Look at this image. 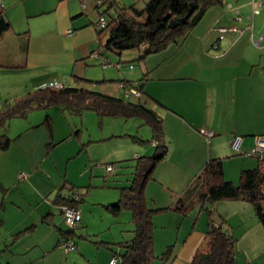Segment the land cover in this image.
Instances as JSON below:
<instances>
[{"label":"crops","instance_id":"1","mask_svg":"<svg viewBox=\"0 0 264 264\" xmlns=\"http://www.w3.org/2000/svg\"><path fill=\"white\" fill-rule=\"evenodd\" d=\"M0 1L11 23L0 37V100L2 93L11 96L14 89L64 85L72 78L77 83L95 80L87 66L114 59L104 48L108 36L104 38L96 27L95 12L100 10L89 8L94 0ZM221 27L234 30L220 32ZM171 45L177 46L142 60L136 50L118 55L119 62H137L128 79L117 70L97 78L111 83L98 92L123 99L127 98L117 82L144 79L145 96L140 101L162 119L167 154L144 191L146 206L157 211L152 218L154 260L174 246L171 264H191L205 249L212 226L222 223L238 239V264H264V225L250 203L226 200L196 203L186 214L173 210L210 160L221 159L224 180L236 185L242 171L258 163L236 153L232 142L241 136L245 152L264 137V0H223L184 40ZM32 112L14 118L21 122L10 121L5 134L10 145L0 147V264H110L115 254L124 252L122 243L135 237L136 225L130 210L115 214L108 206L120 200L122 188L131 186L138 161L156 150L148 155V148L134 146L146 140L132 135L133 127L63 143L66 136L57 134L49 110L43 119L33 118ZM139 117L149 125L145 116ZM76 129L79 136L81 127ZM123 132L134 144L114 146L113 139L123 137ZM50 146L54 149L47 151ZM128 147L132 159L123 154L122 148ZM101 162L113 164L114 171L106 173L97 166ZM23 172L25 178L20 177ZM93 188L100 190L91 199ZM73 192L83 195L82 223L73 239L75 248L66 252L59 242L68 226L56 200ZM158 250L163 251L157 255Z\"/></svg>","mask_w":264,"mask_h":264},{"label":"trees","instance_id":"2","mask_svg":"<svg viewBox=\"0 0 264 264\" xmlns=\"http://www.w3.org/2000/svg\"><path fill=\"white\" fill-rule=\"evenodd\" d=\"M222 1L148 0L143 9H138L135 5L126 7L118 0H101L102 3H97L96 8L100 10L103 6L107 7L104 12L107 9H113L115 16L108 20L105 29L97 28V30L99 34L109 31L104 48L118 55L146 46V56L143 55L139 59L142 60L148 55L165 50L173 43H180L198 25L207 11L221 4ZM100 16H105V14L99 11ZM10 29L11 23L4 4L0 1V37ZM105 63L106 60L102 65ZM136 63L125 61L118 62L116 65L122 68L130 65L137 67ZM143 81L144 79L135 84L131 81L117 83L122 82L127 87L138 88L144 95ZM142 98L136 101L131 98H115L78 86L66 87L64 85L61 90L45 86L29 92L27 95L5 101L0 107V128L4 127L5 129V132L0 135L1 149H7L10 145L11 140L5 135L8 123L14 118H25L35 110L48 111L54 106H59L63 112L68 110L75 115H81L84 111H94L100 116L146 117L152 129V138L158 143L156 151L154 155L143 157L138 161L131 186L122 188L120 200L108 206L115 214L125 209L130 210L136 225L135 237L129 242L122 243L124 252L119 255L120 264H153L155 259L152 218L157 211L150 210L146 206L144 191L148 181L153 177L157 165L165 158L167 147L163 143L164 132L161 117L141 103ZM50 120L47 115L45 121L51 126ZM195 183L197 185H194ZM198 186L202 188L200 191H196ZM65 187L66 185H63L62 189ZM76 193L78 192H73L68 197L61 195L56 202L63 207L79 208V204L83 201V195L78 193L81 199L76 202L73 199ZM226 200H241L250 203L257 218L264 225V160H258V166L255 168L243 170L238 185L224 180L221 159L210 160L201 175L176 202L173 210L186 214L196 203L205 206L207 203ZM78 228L72 230L68 227L67 231L61 233L60 248H62L63 240H73L78 236L76 233ZM237 241V237L229 226L226 227L222 223L213 225L207 233L205 249L196 253L191 264H238ZM157 258L161 260L162 264H171L175 258L174 246H168L166 251Z\"/></svg>","mask_w":264,"mask_h":264},{"label":"rangeland","instance_id":"3","mask_svg":"<svg viewBox=\"0 0 264 264\" xmlns=\"http://www.w3.org/2000/svg\"><path fill=\"white\" fill-rule=\"evenodd\" d=\"M120 1H121V4L125 5L126 7H130L131 5H135V7H137L138 9H143L146 6V3L148 2L147 0H120ZM96 4H97V0H94V3L92 5H90L89 8L96 6ZM106 8L107 7L103 6L100 8V11L105 14L107 20H110L111 17L115 16V12L113 9H107V11L104 12ZM85 9L86 8H84V10ZM93 10L97 11V9L96 10L93 9ZM95 14H96V22H98L99 21V13L95 12ZM101 34L104 36V38H106L109 34V31L108 30L103 31ZM170 46H177V45H170ZM135 50L137 51V54H143L146 56V46H142L141 48L135 49ZM125 52H130V51H125ZM131 52L132 53H129V54H134L133 53L134 51H131ZM106 54H109L110 56L114 57V59L116 58L115 59L116 61L114 59H109L108 60L109 65L106 67H104L103 65H100V64L87 66V68L89 70H93L92 75L95 78V80L80 81L77 83L75 81V79L72 78L69 83L66 82V84L64 83V85L66 87H75V86H70V85L71 84H77V86H79V87H80V85H82V87H86L88 89L95 90V91H106V90H102L101 87L104 86L105 84H111V83H104L102 80L100 81L98 79H100L99 77H103L104 74L107 75L108 72H111L112 70H117L118 72L115 71L117 75L120 76L123 74V76L128 79L127 74H128V72H130V69H128V67H123L121 69H118L116 67V64L120 60V57L118 56V54L114 55L113 53L108 52V51L106 52ZM93 61L94 60H92V62ZM1 91H4V90H1ZM33 91H34L33 89L32 90L23 89L22 91L20 90V92H19V90L14 89L13 92H10V93H12V94H10L11 96H4L2 93V98L0 100L2 102H0V107L2 106V104L5 101L13 100L16 97H21V96L27 95L29 92H33ZM143 96H145V95H143ZM131 100L136 101L137 99H135L134 97H131ZM49 112H50L51 116L54 118L55 124L57 125V134L66 136V139L63 141V143H70L71 141H78V138L80 139V137L82 135H84L85 140H89L91 133L96 135V134H102L104 130L105 131L106 130L118 131L119 129H123V128H124L123 131L126 132V129L128 127H133V129L130 131V133L132 135L141 136L144 140H146L144 142V144L141 145L140 143H136V145H135L133 142H131L132 140L129 137L124 136L125 132H123V137H120V136L116 137L115 136V138L113 139L114 144H115L114 146H122V147L126 146L127 147L130 145L129 142H131L132 144H134V146H136L139 149L145 150L148 148V150H149L148 153H150L148 155H152L154 153L155 148L151 145L152 142H150L152 134H153L152 129L146 123V120L143 117H138V118H134V119H124V118L119 119V118H112V117L108 118L107 117V118L101 120L100 119L101 117L99 115H97L94 111H85V112H83L82 115H75V114H72L68 110L63 112L59 106L52 107L51 109H49ZM30 115L33 116V118H39L42 115V119H43L46 116V111L45 110H35ZM97 116H98V118H97ZM11 122H12V124H14V122H21V119H13ZM11 122H9V123L11 124ZM9 123H8V126H9ZM103 125H105V127H103ZM77 126L81 127V132L79 133V136L74 134V132H76V130H77L76 129ZM42 127H44L46 129L47 125H42ZM107 128H109V129H107ZM4 132H5L4 127L0 128V134H2ZM70 132L73 133V135L71 134L72 136H68ZM102 144H103V142L101 143V145ZM49 149H54V148H51V146H50V148H47V151H51ZM122 149H123V154L126 155V158H128V159L133 158L132 154H129L130 153L128 151L129 147L128 148H122ZM241 156L245 159L251 158L252 160H256V158H253V157H245L244 155H241ZM71 162L73 163V161H71ZM256 162H257V160H256ZM107 165L108 164L106 162L97 163V166L102 168L106 173H108V171L106 169ZM257 166H258V163H256V165L254 167H257ZM26 176H27L26 172H23V174L20 175L21 178H25ZM100 180L103 181V179H100ZM194 185H197V184L195 183ZM201 189L202 188L200 186H198L196 191H198V190L200 191ZM99 190L100 189H98V188H93L91 190L92 192L90 193L91 194L90 198L94 199L95 194H96L95 192H98ZM118 191L119 190H116V189H112V190L108 189L107 192H117L119 194ZM125 214L128 215L129 219L131 218V213L129 211H126ZM161 251H163V250L156 251V254L157 255L160 254ZM115 256H117V254H115ZM153 264H162V263H161V261H159L157 259L156 261L154 260Z\"/></svg>","mask_w":264,"mask_h":264},{"label":"built area","instance_id":"4","mask_svg":"<svg viewBox=\"0 0 264 264\" xmlns=\"http://www.w3.org/2000/svg\"><path fill=\"white\" fill-rule=\"evenodd\" d=\"M98 4H101V0H97ZM86 7L85 4H83V8ZM108 25V20L106 18V16H100L99 17V21L97 22L96 27L98 29H105ZM230 30H234L232 28H225V27H221L219 28L220 32H227ZM70 33V31H69ZM95 56L97 57V54H95ZM109 63L108 61H106L105 65H103L104 67L108 66ZM117 68H122L119 65H116ZM136 68V66L134 65H130L128 66V69H134ZM118 88L123 90L124 96L125 98L129 99L131 97H134L135 99H140L143 96V93L138 89L135 88L133 86L131 87H127L125 86L124 83L120 82L117 84ZM47 87H50L52 89L55 90H61L64 88L63 84L60 83H52L50 85H48ZM242 142H243V138L241 136H236L232 142V148L235 152H237L240 155H244L245 157H253L256 158L258 160H264V137H258L256 140V145L243 152L242 151ZM155 144H158L157 142H155ZM107 171L113 172L115 169V166L113 164H108L106 167ZM74 201L79 202L80 201V195L78 193H76L73 196ZM63 216H64V220L65 223L67 224V226L72 229L75 230L76 228H78L80 226L82 217H81V210L78 207H71V206H64L63 210H62ZM61 247L63 249H65L66 252H70L75 248V243L73 240H63L61 243ZM119 261V256H114L112 258V260L110 261V264H117V262Z\"/></svg>","mask_w":264,"mask_h":264}]
</instances>
